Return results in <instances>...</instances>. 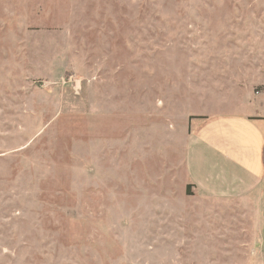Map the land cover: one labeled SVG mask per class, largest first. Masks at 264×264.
Listing matches in <instances>:
<instances>
[{"label":"rangeland","instance_id":"374dc122","mask_svg":"<svg viewBox=\"0 0 264 264\" xmlns=\"http://www.w3.org/2000/svg\"><path fill=\"white\" fill-rule=\"evenodd\" d=\"M217 113L264 115V0H0V264H264V193L186 170Z\"/></svg>","mask_w":264,"mask_h":264},{"label":"crops","instance_id":"0c3cea01","mask_svg":"<svg viewBox=\"0 0 264 264\" xmlns=\"http://www.w3.org/2000/svg\"><path fill=\"white\" fill-rule=\"evenodd\" d=\"M185 163L192 183L212 198L264 193V115L217 113L196 120ZM260 242L264 256V218Z\"/></svg>","mask_w":264,"mask_h":264}]
</instances>
